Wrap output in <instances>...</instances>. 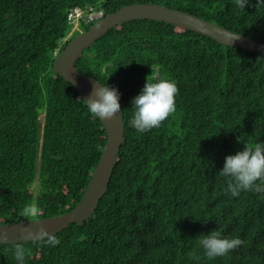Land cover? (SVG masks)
<instances>
[{
  "label": "trees",
  "instance_id": "obj_1",
  "mask_svg": "<svg viewBox=\"0 0 264 264\" xmlns=\"http://www.w3.org/2000/svg\"><path fill=\"white\" fill-rule=\"evenodd\" d=\"M136 3L264 43V0L245 7L240 0H0V224L62 215L81 200L108 136L55 73V56L96 23L82 20L64 41L72 8L105 16ZM76 67L119 90L125 143L90 220L56 234L55 246L21 242L24 264H264V199L251 191L230 196L218 173L226 155L264 142V54L136 19L96 40ZM146 78L174 80L176 108L139 133L128 120ZM29 203L37 214H23ZM216 228L243 243L209 259L197 236ZM14 245L0 244V264H17Z\"/></svg>",
  "mask_w": 264,
  "mask_h": 264
},
{
  "label": "water",
  "instance_id": "obj_2",
  "mask_svg": "<svg viewBox=\"0 0 264 264\" xmlns=\"http://www.w3.org/2000/svg\"><path fill=\"white\" fill-rule=\"evenodd\" d=\"M136 19L170 23L208 36L226 46L264 54V43L243 34L232 32L198 16L162 5L136 3L103 16L88 30L82 31L73 38L65 49L55 56L53 65L55 73L71 83L83 100L88 98L94 85L101 82L78 71L76 67L78 58L110 29L126 21ZM100 119L107 131V144L92 179L77 206L68 213L54 217L0 224V244L37 241L35 236H28L27 233H36L43 227L48 233L55 236L71 224L76 223L81 226L90 220L94 210L97 209L107 192L118 155L125 143V124L122 110L111 118Z\"/></svg>",
  "mask_w": 264,
  "mask_h": 264
},
{
  "label": "clouds",
  "instance_id": "obj_3",
  "mask_svg": "<svg viewBox=\"0 0 264 264\" xmlns=\"http://www.w3.org/2000/svg\"><path fill=\"white\" fill-rule=\"evenodd\" d=\"M247 2L248 0H240L239 6L245 7ZM177 91L176 83L172 79L146 78L140 92L131 100L129 126L139 133L159 127L175 111ZM119 98L120 92L116 87L99 83L94 85L92 93L84 100L92 117L105 119L121 112ZM218 173L226 178L225 191L230 196L236 197L242 191H251L259 194L258 198L264 199V142H257L254 146L245 145L235 153L226 155ZM22 211L25 216H32L38 213V206L34 203L25 204ZM27 235L35 236L44 245L55 246L58 243L55 236L43 227L38 232H28ZM197 237L199 247L209 259L224 256L243 243L238 236L221 235L217 228ZM25 254V248L20 243L14 245V258L17 264H24Z\"/></svg>",
  "mask_w": 264,
  "mask_h": 264
},
{
  "label": "built area",
  "instance_id": "obj_4",
  "mask_svg": "<svg viewBox=\"0 0 264 264\" xmlns=\"http://www.w3.org/2000/svg\"><path fill=\"white\" fill-rule=\"evenodd\" d=\"M93 14H94V11L87 13L85 10L79 7H74L70 10L68 14V21L71 25H74L76 22H81L82 20L85 23H89L103 16V12H100L99 15H97L96 17L93 16ZM64 41H66V38L64 39Z\"/></svg>",
  "mask_w": 264,
  "mask_h": 264
},
{
  "label": "rangeland",
  "instance_id": "obj_5",
  "mask_svg": "<svg viewBox=\"0 0 264 264\" xmlns=\"http://www.w3.org/2000/svg\"><path fill=\"white\" fill-rule=\"evenodd\" d=\"M101 12V10L100 11H97V12H94V14H93V16H97L99 13ZM81 22H76L75 24H74V26L72 27V31H71V34H69L67 37H66V40H69L70 38H71V36L73 35L72 33H74L75 31L77 32V31H80L81 29ZM81 33V32H80ZM157 78H159V75H157ZM44 119V116H42L41 117V120H43ZM35 190H38V182H37V184H36V186H35Z\"/></svg>",
  "mask_w": 264,
  "mask_h": 264
},
{
  "label": "bare ground",
  "instance_id": "obj_6",
  "mask_svg": "<svg viewBox=\"0 0 264 264\" xmlns=\"http://www.w3.org/2000/svg\"><path fill=\"white\" fill-rule=\"evenodd\" d=\"M99 15V14H98Z\"/></svg>",
  "mask_w": 264,
  "mask_h": 264
}]
</instances>
